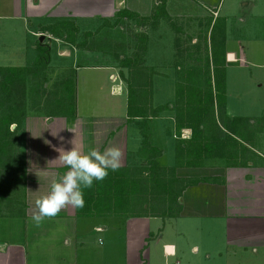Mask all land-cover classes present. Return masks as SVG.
Segmentation results:
<instances>
[{
	"label": "crops",
	"instance_id": "crops-1",
	"mask_svg": "<svg viewBox=\"0 0 264 264\" xmlns=\"http://www.w3.org/2000/svg\"><path fill=\"white\" fill-rule=\"evenodd\" d=\"M259 3L264 4V0H240L237 4L249 10ZM158 4V0H0V21L22 23L25 28L32 27V34L38 38L37 45L50 48L55 42L64 54L59 55L62 61L73 59L75 64L81 52L86 57L103 58L102 62L107 63L105 68L111 71L109 79L117 82L114 88L116 95L127 96L126 90L123 92L120 73L108 60L112 58L110 52L95 50L99 46L95 43L103 39L97 34L104 27L110 29L124 24L128 19L125 14L116 22V15L120 12L152 18ZM166 11L170 17V63L177 65L178 61L185 62L189 56L190 59L194 55H201L205 63H209L206 52L213 40L209 33L219 20L223 21L222 32L214 38V43L217 47H225L226 81L228 70L237 64L243 69L253 61L246 56V46H241L242 41L236 40L238 45L230 43L228 27L235 13L225 10L221 14V0H167ZM259 12V15L264 14L261 9ZM238 15V23L243 26L244 13ZM139 38L136 36L137 42ZM123 40L126 42V38ZM144 41L147 47L148 39L144 37ZM115 44L120 46V43L113 41ZM126 45L123 43L121 46L124 48ZM200 62L198 66L195 65L198 70L203 68ZM75 70H78L77 66ZM227 87L228 84L226 90ZM174 100H170V106ZM231 107L227 102L226 112L229 117H245L241 113L236 114L237 110L234 112ZM124 113L123 118L115 119L121 122L113 123L117 124L113 131L109 130L112 125L108 122L110 118H80L83 123L76 119L67 124V120L60 117L51 125L59 127L66 124L72 127L69 132L71 135L75 129L77 131L78 128L91 126L95 131L90 130L87 135L92 140L95 141L96 135H104L102 147L98 146L100 151L118 142V145H123L125 159L130 152H133L134 158L144 159L148 153L141 151V141L145 134H149L150 138L155 136L154 140L158 138L157 145L158 142L163 143L164 139L166 143L170 142V149L175 153V140L178 138L173 111L170 110V141L163 136V122L153 119L127 121V107ZM37 122H43V126L47 124L42 118ZM98 126L102 127L101 133ZM166 127H169L168 122ZM60 133L55 139L59 138L63 144L65 133ZM76 133L75 138L83 136L79 133L84 132L81 130ZM190 137L191 131L184 129L179 139L188 140ZM52 138L49 135L40 136L37 140L34 136L29 137L26 132L20 137L17 156L18 161H21L17 175L20 177L16 180L7 179L3 186L0 264H78L80 245H86L88 236L96 234L94 242L102 248L108 244L103 236L111 232V224L117 221L112 223L113 219H98V223L93 222L84 230L81 224L87 219L79 218L76 209L70 206L62 209L56 217L45 219L40 227L32 222L31 217L36 210L35 201L47 194L51 182L58 175L67 171L56 160L59 153L55 149L58 147L54 138L49 140ZM50 144V147L47 146ZM78 144L75 141L69 145L77 147ZM79 145L82 147L84 143ZM86 146L89 148L91 144ZM246 147L251 152L236 161L210 158L205 159L199 168L183 167V176L179 177L185 188L179 199L181 209L177 216L119 219L117 224L123 230L121 242L124 264H264V132L255 136L252 147ZM157 148L162 149L159 145ZM15 198L18 199L14 201ZM20 204L22 211L18 215L16 209Z\"/></svg>",
	"mask_w": 264,
	"mask_h": 264
},
{
	"label": "trees",
	"instance_id": "trees-1",
	"mask_svg": "<svg viewBox=\"0 0 264 264\" xmlns=\"http://www.w3.org/2000/svg\"><path fill=\"white\" fill-rule=\"evenodd\" d=\"M152 18H140L131 13L120 12L116 22L127 15L144 26L158 23L170 17L166 11L167 0H158ZM141 37V36H139ZM140 41V39L138 40ZM140 48L145 54L144 38ZM138 46V45H137ZM44 48L45 62L25 67H0V200H3V186L7 179L16 180L21 167L17 159L20 137L24 129L27 111L43 112L50 117L75 116L74 76L62 79L54 89H49L44 73L49 48ZM212 55V63H206L202 70L195 67L185 69L177 82V91L172 105L155 108L152 106L151 69L143 66L140 53L134 58L125 57L121 66L127 69V76L120 73L127 85V121L154 119L160 111L170 108L174 113L175 156L174 167H162L153 154H162L145 134L142 152L146 167L124 166L109 172L101 182L85 190V205L76 209L79 218L86 219H132L168 218L180 212L179 199L185 188L177 177L176 169L201 167L205 159L222 158L226 162L236 161L251 151L257 134L264 132V118L229 117L226 112L225 51L221 49ZM210 64V65H208ZM209 68L213 70L211 77ZM153 90V89H152ZM15 129H12V127ZM191 131L188 140L179 137L182 130ZM151 151V152H150ZM160 157V156H159Z\"/></svg>",
	"mask_w": 264,
	"mask_h": 264
},
{
	"label": "rangeland",
	"instance_id": "rangeland-1",
	"mask_svg": "<svg viewBox=\"0 0 264 264\" xmlns=\"http://www.w3.org/2000/svg\"><path fill=\"white\" fill-rule=\"evenodd\" d=\"M236 1L237 0H221V14H223L225 10L232 11V14L235 13V16L230 18L228 27V36L231 39L230 43L238 45L236 40L242 41L241 46H246V50L244 52L246 53V56H248V59L251 58V60L254 61V65H252L253 61H251L252 64L248 63L243 69H241L237 64L235 67L231 68V70H228V78L226 81L228 87L226 91L229 94V98H227L226 93V105L227 102L231 104L232 111L235 112V110H237L236 114L241 113L242 116L254 119L264 118V14L259 15L260 9L264 11V4L259 3L254 9L248 10L238 7L237 3L240 0ZM240 13H244V15H242L245 22L242 24L243 26L238 23V19L240 18V15L238 14ZM222 25L223 21L219 20L216 26H214V29L212 28L213 31H210L209 33V36L213 39L212 46H210L207 50L208 52H206V57L209 60V63H212V55H215V52L219 50L221 53V49L225 50V47H217L214 43V38L221 35ZM97 35L99 38L103 39L95 43L99 45L95 47V50L102 52L109 51L112 58H109L108 60L111 61L112 65L119 73L123 72L125 76H127V69L121 66V60L125 57L134 58L137 53L141 52L139 56L141 61L144 63L143 66L145 65L151 69L150 75L152 77L153 89H151L152 106L155 108L164 107L166 105L170 107V100H174L178 88L177 81H179L185 74L184 67L188 68L189 65L190 67H196L199 65L200 60L202 67L206 64L205 58L201 55H194V57L190 59L189 56L187 58L188 60H185V62L184 60H180L177 65L176 63H170V21L164 18L160 19V21L156 24L149 22L145 23L144 26L139 25L135 19L128 18L124 24L117 25L116 27H110V29L104 27V29H102ZM140 35L143 36L140 37V41L137 42L136 36L139 37ZM80 36H82L81 33ZM144 37L148 39L145 54H143V51L138 48L142 45L140 42ZM123 38H126V42H122L124 41ZM113 41L120 43V46H117V44L113 45ZM46 42V44H48V41ZM37 43L38 38H35L32 34V27L27 26L25 28L22 23H3L0 21V67H25L37 62H45L47 56H44L46 54H43L44 48H38ZM123 43H127L124 48L121 46ZM144 43H146V41H144ZM107 44L110 48H107L108 46L106 47ZM57 46L58 45L55 42L51 44L49 48V63L41 73L46 75L48 81L47 85L51 90L54 89L55 85L62 81V79L69 76V78L72 79L74 76L75 117H62V119H66L68 122L67 124H70L71 121L73 122L76 119L80 121L79 123H83L82 119L110 118V121H105L112 123L109 130L113 131V129L117 126V124L113 123H118L120 121L115 119L124 117L128 97L125 95H116L114 88L117 82L114 80V82H112V79H109L111 71L105 68L107 67L105 66L107 63L104 64L102 62L103 58L98 59L91 56L86 57L85 53L81 52L82 50L80 51L81 57L78 59L77 63L73 64V59H64V61H62V58L59 55L64 56V54L62 51H59ZM67 50L69 49L67 48ZM189 53L190 52H188V55ZM121 55L122 57H120ZM76 66L78 67V70H75V73L74 68L76 69ZM209 71L211 77H213V70L209 68ZM118 82L120 81L118 80ZM122 82L124 85L122 86L123 92L125 90L127 92V85L124 81ZM44 112L46 113V111L34 113L29 109L27 111V117L24 122L22 134L26 132L29 137L34 136L37 140L40 136H52L54 140L53 138L49 140L55 141V145L58 149L63 148L68 150L73 146L76 147V145H69L71 141L72 143L75 141L79 144L84 143V146L82 147H80L79 144L77 146V148L80 151L82 150L84 153L89 152L92 149L99 150L98 148L102 147L101 143L105 140L104 135L100 134L102 132V127L98 126L100 135H96L97 139L95 138L94 141L91 136L87 135V132L94 130L91 129V126L88 128H86L87 126H84L85 129L78 128L79 130L77 129V131L75 129L73 131L74 134L71 135L69 132L72 127H69L66 124L59 127L55 126V124L51 125L53 121L57 122L55 119L60 117H50ZM39 118L45 119L47 124L43 126V122L42 124H40L41 122H37ZM154 120H159L164 123L163 136L166 138L168 137L167 139L170 141V108L160 111L152 121ZM97 122L100 121L98 120ZM167 122L169 123L168 128L166 127ZM81 130L84 133H79V135L83 136L75 138L74 135L77 134L76 132H81ZM60 132H62L63 135L65 133L63 144H61L59 138L55 139L58 134H61ZM160 135L162 136V134ZM113 136L114 134L111 135V137ZM154 137L155 136H152L150 140H153L154 146L156 145V149L160 150L162 154L158 155V153H154L153 157L156 158L158 164L162 167H174L177 162V158L175 153L173 154L170 149V142L166 143L165 139L163 143L158 142V145L162 148L158 149V145L156 144L158 138L154 140ZM109 140L111 141L113 138H109ZM86 144H91V146L88 148ZM118 144V142H115V144H112L111 147H119L121 149V165L137 167H146L148 165L146 164V159L134 158L132 156L133 152L128 153V151L127 156H129L125 159L123 145ZM47 146L50 147L51 144ZM58 149L55 150L58 151ZM88 149L91 150L88 151ZM182 170L184 169H176V175L178 178H180L179 176H183ZM17 199L18 198H15L14 201ZM1 205L2 202L0 200V206ZM16 210H18V215H20L19 212L22 211L21 204L18 205V209ZM118 220L119 218L112 220V223L115 221L117 222L111 224V232L103 236V238L108 241L107 246L104 248L94 242L96 234L88 236L86 245H80L77 260L78 264H124L125 258L123 253V244L121 242L123 230H120L121 225L117 224L119 222ZM82 222L83 224H81V226L84 230H86L93 222L98 223V219L92 218L89 220H83ZM80 242L82 243L83 240Z\"/></svg>",
	"mask_w": 264,
	"mask_h": 264
},
{
	"label": "clouds",
	"instance_id": "clouds-1",
	"mask_svg": "<svg viewBox=\"0 0 264 264\" xmlns=\"http://www.w3.org/2000/svg\"><path fill=\"white\" fill-rule=\"evenodd\" d=\"M58 151L56 160L67 171L58 175L51 182L47 194L35 201L36 210L31 219L36 227H40L45 219L56 217L66 207L83 208L85 190L103 181L110 171H118L121 167L122 152L119 147H108L103 151L93 149L84 153L73 146Z\"/></svg>",
	"mask_w": 264,
	"mask_h": 264
}]
</instances>
